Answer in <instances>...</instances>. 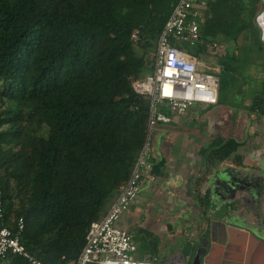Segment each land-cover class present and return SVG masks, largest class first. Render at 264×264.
Masks as SVG:
<instances>
[{"label":"trees","instance_id":"trees-1","mask_svg":"<svg viewBox=\"0 0 264 264\" xmlns=\"http://www.w3.org/2000/svg\"><path fill=\"white\" fill-rule=\"evenodd\" d=\"M175 1L0 0L2 218L9 228L22 218L19 243L43 264L76 256L89 223L127 179L148 104L130 83L151 72L156 36ZM261 10V0H207L199 49L217 36L235 46L241 36L264 52L255 21ZM199 49L193 54L212 64ZM234 49L217 59L220 70L229 69ZM247 110L264 116V78ZM241 144L212 137L210 165ZM163 164L153 163L155 176ZM136 233L154 254L156 239L144 229ZM0 262L27 264L12 254Z\"/></svg>","mask_w":264,"mask_h":264},{"label":"built area","instance_id":"built-area-1","mask_svg":"<svg viewBox=\"0 0 264 264\" xmlns=\"http://www.w3.org/2000/svg\"><path fill=\"white\" fill-rule=\"evenodd\" d=\"M261 3L262 10L255 16V21L264 42V0ZM206 8L207 0H176L156 36L151 72L131 80L133 92L148 102L144 140L127 179L119 186L105 212L89 223L76 256L64 264H186L179 251L160 258H135L132 252L138 248V242L132 232L119 224V220L142 186L155 181L150 152L156 127L168 123L171 115H182L196 104L212 106L217 103L215 68L173 42L199 45V29ZM135 37L136 31L131 34L132 39ZM212 46H217V42L212 40ZM2 217L0 192V261L12 254L20 256L27 264H43L19 243L22 218L17 217L14 227L9 228Z\"/></svg>","mask_w":264,"mask_h":264},{"label":"crops","instance_id":"crops-1","mask_svg":"<svg viewBox=\"0 0 264 264\" xmlns=\"http://www.w3.org/2000/svg\"><path fill=\"white\" fill-rule=\"evenodd\" d=\"M200 59L206 63L202 58ZM193 109L194 112L171 115V120L168 123L158 125L153 131L150 158L153 163L160 158L164 160L162 174L155 176V181L151 184H144L138 195H156L159 190L160 195H166V198L169 195H174L173 198L176 200L172 199V201H175L177 205L179 202L184 204V202L192 200V197L197 199L201 195H207L206 201L203 202L204 204L202 203V213L207 218V222L200 227L201 231H204L208 221L216 223L234 220L241 228L256 232L260 235L259 238L264 241V169H260L264 167V116L255 114L256 120L251 119L252 113L247 111L248 125L237 129L236 122L229 119L237 109L230 113L229 109L233 108H229L228 112L224 113L219 102L212 106L196 104ZM209 110L215 112L211 113V116H205L203 113L209 112ZM213 121L217 122L215 128L209 126ZM182 126L185 129L181 130L182 133H178L175 128ZM181 134L183 137L180 136ZM166 137H170L169 140L172 142V146H169L171 156L160 154L163 147L161 143L165 142L164 138ZM212 137H222L223 139L232 137L241 141L242 144L236 148L231 157L210 165L205 151L207 143ZM181 138L187 141L185 147L181 145ZM169 147H163L162 152L169 150ZM233 155L240 158V161L236 162L232 159ZM240 168L247 170L248 174L243 173L240 176L238 171ZM220 170H226L230 175L215 180L216 184L210 190L208 178ZM132 204L124 213L125 219L130 215L131 211L128 210ZM169 207L175 208L171 205ZM184 207V205H180L183 215ZM175 212L177 213V210ZM182 219L186 220L185 225L190 232L189 239L194 236L191 240L195 241L199 237L193 233L194 224H196L194 223L195 218H193V222L189 215ZM191 226L192 228H189ZM253 246H255L253 258L256 261L253 264H264V246ZM150 255V257L160 258L155 253H150Z\"/></svg>","mask_w":264,"mask_h":264},{"label":"rangeland","instance_id":"rangeland-1","mask_svg":"<svg viewBox=\"0 0 264 264\" xmlns=\"http://www.w3.org/2000/svg\"><path fill=\"white\" fill-rule=\"evenodd\" d=\"M219 38L220 37L217 36L216 39H214V41L217 42V46H209L202 48L201 50L199 49V45L190 46L187 43L179 42L177 40H174L173 42L175 45L180 46L191 53L199 49L202 55L205 53L211 54L209 61H212V64L209 66L215 68L214 72L219 79L217 93L219 99L221 100V108L224 113L228 112L229 108H233L229 109L230 113L235 112L237 109L235 114L233 113L230 115L229 119L230 121L236 122L235 124L237 129H242L248 125V119L246 118L248 116L247 107L250 103L253 92L259 87L261 80L264 78V52L257 50L254 46L252 47L248 42V39L243 37H239L237 39L235 46H233L231 41L225 42L221 41ZM233 49L236 50V58L231 61V65L229 66L228 70H220L217 66V59L224 57L225 54L228 56ZM193 108L194 106H192V109ZM192 109H188L186 112H194V109ZM213 112L215 111L209 110V112L207 111L203 114L205 116H211V113ZM251 113V119H255L254 115H257L256 111H251ZM167 114L170 115L169 112H167ZM216 123V121H213L210 123V125H208L211 128H215L217 125ZM175 129H177L178 133H182L181 130H184L185 128L182 126ZM180 136L183 137L182 134ZM164 139L163 140L165 142L161 143L164 148L165 146H172V142L169 140L170 137H166ZM180 142L184 147L187 145V141L184 138H181ZM162 150L160 152L161 155L171 156L170 147L169 150L163 152ZM182 154L185 155L186 153ZM262 168L264 169V167H261L260 169ZM238 171L240 176L243 173L245 175L248 174V171L242 168H240ZM160 193L158 190L156 195H138L128 210L131 211L129 213L130 215H128L126 219L124 214L120 217L119 224L124 226L134 235L136 234L135 240L137 239L138 241H136L139 243L138 248L132 252V255L135 258L140 259L150 258L151 255L147 245L141 242L140 234L136 233L137 229H145L157 241V248L155 249L156 256L165 257L174 251H179L183 254L186 264H190L194 250L197 247V239L192 241L191 239L194 236L189 239L190 232L185 225L186 220L182 218H184L186 215H189L192 220L191 222H193V218H195V227L192 224L194 227L193 233L196 236H203L206 230L204 229V231H201L200 227H202V225L207 222V218L204 216V213H202V203L204 201L192 197V200L186 201L184 204L179 202V205H177L175 201H172V199L176 200L173 198L174 195H169L166 198V195H160ZM202 196L203 195H201V197ZM169 205L172 207L175 206V208L172 209L169 207ZM180 205L185 206L183 209L186 214H182L183 211L180 209ZM108 206L109 203L106 205L105 210ZM175 210H177V213ZM192 226L189 228H192ZM183 234L185 235L181 237L180 235ZM0 264H2V262H0Z\"/></svg>","mask_w":264,"mask_h":264},{"label":"water","instance_id":"water-1","mask_svg":"<svg viewBox=\"0 0 264 264\" xmlns=\"http://www.w3.org/2000/svg\"><path fill=\"white\" fill-rule=\"evenodd\" d=\"M229 175L230 174L226 170H220L218 173L214 172L213 175L208 178V183L211 187L210 190L214 188L216 184L215 180L221 177H229ZM228 185L231 186V184ZM216 223L219 225L218 229H213L215 226L211 228L209 225L208 236L200 237L199 244L194 250L190 264H247L246 258L230 255L232 252H237L236 249L233 248V245L241 243L242 241L245 244L246 240H248V253L253 245L264 246V241L259 238L260 235L254 231H247L241 228L234 220ZM238 235L242 236L239 238ZM248 264L252 263L248 261Z\"/></svg>","mask_w":264,"mask_h":264},{"label":"flooded vegetation","instance_id":"flooded-vegetation-1","mask_svg":"<svg viewBox=\"0 0 264 264\" xmlns=\"http://www.w3.org/2000/svg\"><path fill=\"white\" fill-rule=\"evenodd\" d=\"M209 225L211 226V228H213V226H215V228H213V229H218L219 228V225L217 224V223H214L213 221H208V223H207V225L205 226L206 228H205V234L203 235V236H208V232H209ZM216 226H217V228H216ZM202 236V235H201ZM201 236H199V237H197V246H198V244H199V239H200V237ZM242 235H238V237L240 238ZM239 238H238V241H239ZM241 240V239H240ZM243 240V239H242ZM243 242V241H242ZM237 243V244H235V245H233V248H235L236 249V251L237 252H232V254H230L231 256H234V257H244V258H246V262H247V264H248V261L250 262V263H254V262H256L255 260H254V258H253V256H254V254H255V246H252V249L249 251V253H248V240H246V242H245V244H244V242L243 243ZM244 244V245H243ZM250 245V244H249ZM250 247V246H249ZM251 255V256H250ZM248 256H249V258H248ZM251 257H252V259H251Z\"/></svg>","mask_w":264,"mask_h":264}]
</instances>
